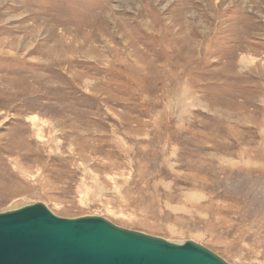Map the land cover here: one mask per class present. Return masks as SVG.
I'll list each match as a JSON object with an SVG mask.
<instances>
[{
    "label": "rangeland",
    "instance_id": "obj_1",
    "mask_svg": "<svg viewBox=\"0 0 264 264\" xmlns=\"http://www.w3.org/2000/svg\"><path fill=\"white\" fill-rule=\"evenodd\" d=\"M21 201L264 264V0H0Z\"/></svg>",
    "mask_w": 264,
    "mask_h": 264
},
{
    "label": "water",
    "instance_id": "obj_2",
    "mask_svg": "<svg viewBox=\"0 0 264 264\" xmlns=\"http://www.w3.org/2000/svg\"><path fill=\"white\" fill-rule=\"evenodd\" d=\"M0 264H229L192 241L176 244L102 217L65 219L44 204L0 213Z\"/></svg>",
    "mask_w": 264,
    "mask_h": 264
},
{
    "label": "bare ground",
    "instance_id": "obj_3",
    "mask_svg": "<svg viewBox=\"0 0 264 264\" xmlns=\"http://www.w3.org/2000/svg\"><path fill=\"white\" fill-rule=\"evenodd\" d=\"M17 203V202H16ZM18 203H20V202H18ZM17 203V204H18ZM27 203H29V202H27ZM22 206H20V207H16L14 210H18V209H21V208H24V207H26V206H31V205H26V206H24L23 207V202L21 201V203H20ZM13 205V204H12ZM32 205H34V204H32ZM15 206H16V204H15ZM12 208H14L13 206H12ZM14 210H11V211H14ZM7 211V210H6ZM8 212V211H7ZM183 244V243H182Z\"/></svg>",
    "mask_w": 264,
    "mask_h": 264
}]
</instances>
